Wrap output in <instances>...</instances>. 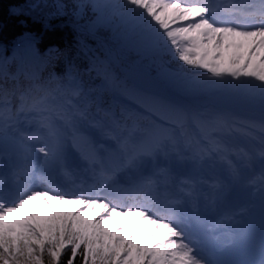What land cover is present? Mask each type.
<instances>
[{"label":"snow or ice","instance_id":"1","mask_svg":"<svg viewBox=\"0 0 264 264\" xmlns=\"http://www.w3.org/2000/svg\"><path fill=\"white\" fill-rule=\"evenodd\" d=\"M8 14L0 264H264V0Z\"/></svg>","mask_w":264,"mask_h":264},{"label":"trees","instance_id":"2","mask_svg":"<svg viewBox=\"0 0 264 264\" xmlns=\"http://www.w3.org/2000/svg\"><path fill=\"white\" fill-rule=\"evenodd\" d=\"M25 0H0V22L3 23V40L5 43L11 42L16 36L20 35L25 29L20 27L15 18L8 14V9L13 4H22ZM51 2V0H49ZM53 24L59 21H52ZM29 29L32 31H42V25H33L29 22ZM75 36L70 27L63 29L56 28L54 31L45 33V43L55 44L57 47L63 48L74 42ZM92 41H89L91 43Z\"/></svg>","mask_w":264,"mask_h":264}]
</instances>
